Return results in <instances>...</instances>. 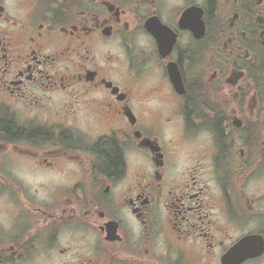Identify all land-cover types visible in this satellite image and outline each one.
I'll return each mask as SVG.
<instances>
[{"label":"flooded vegetation","instance_id":"1","mask_svg":"<svg viewBox=\"0 0 264 264\" xmlns=\"http://www.w3.org/2000/svg\"><path fill=\"white\" fill-rule=\"evenodd\" d=\"M248 235L264 0H0V264H222Z\"/></svg>","mask_w":264,"mask_h":264},{"label":"water","instance_id":"2","mask_svg":"<svg viewBox=\"0 0 264 264\" xmlns=\"http://www.w3.org/2000/svg\"><path fill=\"white\" fill-rule=\"evenodd\" d=\"M264 252V240L260 235H248L238 241L222 259V264H241L249 258H257Z\"/></svg>","mask_w":264,"mask_h":264}]
</instances>
